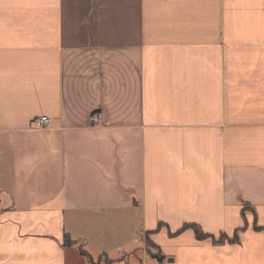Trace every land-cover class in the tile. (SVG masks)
<instances>
[{
    "label": "crops",
    "instance_id": "obj_1",
    "mask_svg": "<svg viewBox=\"0 0 264 264\" xmlns=\"http://www.w3.org/2000/svg\"><path fill=\"white\" fill-rule=\"evenodd\" d=\"M0 264H264V0H0Z\"/></svg>",
    "mask_w": 264,
    "mask_h": 264
},
{
    "label": "trees",
    "instance_id": "obj_2",
    "mask_svg": "<svg viewBox=\"0 0 264 264\" xmlns=\"http://www.w3.org/2000/svg\"><path fill=\"white\" fill-rule=\"evenodd\" d=\"M243 212L245 213V210H244ZM245 228H246V227H243L242 229L236 231V236H235L234 241H237L239 232H243V231L245 230ZM184 229H192V230L195 232V235H196V237H197L198 240H205V239L211 238L209 235L204 234V233L199 229V227H197V226H194V225H192V226L187 225V226L184 227ZM262 229H263V228H260V227H258V226H255V230H256V231H261ZM225 239H226V237L224 236V237H221L220 240L223 241V240H225ZM66 243H69V241L66 240Z\"/></svg>",
    "mask_w": 264,
    "mask_h": 264
},
{
    "label": "built area",
    "instance_id": "obj_3",
    "mask_svg": "<svg viewBox=\"0 0 264 264\" xmlns=\"http://www.w3.org/2000/svg\"><path fill=\"white\" fill-rule=\"evenodd\" d=\"M91 122L94 125H98L100 123V115L98 113L93 114L91 117ZM34 127L35 129L49 128L50 121L45 117L39 118L34 122Z\"/></svg>",
    "mask_w": 264,
    "mask_h": 264
}]
</instances>
